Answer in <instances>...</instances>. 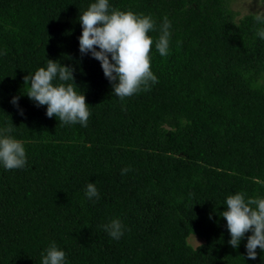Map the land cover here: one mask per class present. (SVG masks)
I'll use <instances>...</instances> for the list:
<instances>
[{"label": "trees", "instance_id": "1", "mask_svg": "<svg viewBox=\"0 0 264 264\" xmlns=\"http://www.w3.org/2000/svg\"><path fill=\"white\" fill-rule=\"evenodd\" d=\"M95 2L0 0V129L11 126L26 152L22 168L0 164V264H42L53 243L64 264H264L259 248L247 258L251 232L230 246L222 217L230 195L264 198V25L253 14L235 20L229 0H109L110 12L156 25L157 82L121 100L79 51V17ZM48 60L74 69L86 127L47 117L26 95L24 77ZM113 220L119 239L104 227Z\"/></svg>", "mask_w": 264, "mask_h": 264}, {"label": "clouds", "instance_id": "2", "mask_svg": "<svg viewBox=\"0 0 264 264\" xmlns=\"http://www.w3.org/2000/svg\"><path fill=\"white\" fill-rule=\"evenodd\" d=\"M258 24L264 25V10L254 16ZM82 35L79 37L81 55L90 53L101 64L105 77L109 80L113 93L123 100L141 90H148L150 83L157 82L151 71L150 51L153 39L148 35L156 25L150 16L137 15L132 11L114 9L109 11V0H96L79 17ZM170 22L165 17L155 47L161 56L169 53ZM257 36L264 39V27L257 30ZM99 49V50H97ZM74 69L63 66L57 61L48 60L47 67H40L33 75L24 77L29 85L27 96L37 106H47L46 115L55 116L65 124L80 123L87 126L90 112L84 94H78L74 83ZM61 83L56 85L53 81ZM72 81V83H64ZM75 85V87H74ZM19 97H13L11 103L18 107ZM23 115V111L20 110ZM11 126L0 129V164L5 169H19L26 164V152L23 143L9 135ZM129 171L122 170V175ZM259 182V181H257ZM86 195L89 199L98 198L94 183H88ZM222 217L227 222L231 239L230 246L239 247L245 234L247 258H257L256 249L264 251V198L245 199L243 193L230 195L226 199V210ZM113 239L123 235V226L119 220H113L104 226ZM65 252L55 243L47 249L42 264H64Z\"/></svg>", "mask_w": 264, "mask_h": 264}, {"label": "rangeland", "instance_id": "3", "mask_svg": "<svg viewBox=\"0 0 264 264\" xmlns=\"http://www.w3.org/2000/svg\"><path fill=\"white\" fill-rule=\"evenodd\" d=\"M229 8L235 13V20H238L244 15L253 14L264 10V6L258 0H229ZM187 243L191 247H195L201 243V241L193 236L187 239Z\"/></svg>", "mask_w": 264, "mask_h": 264}]
</instances>
